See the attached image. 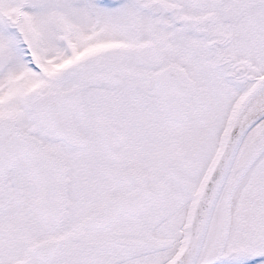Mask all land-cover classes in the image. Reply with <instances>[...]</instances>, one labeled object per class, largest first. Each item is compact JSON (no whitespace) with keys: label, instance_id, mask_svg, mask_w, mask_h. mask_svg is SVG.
<instances>
[{"label":"snow or ice","instance_id":"snow-or-ice-1","mask_svg":"<svg viewBox=\"0 0 264 264\" xmlns=\"http://www.w3.org/2000/svg\"><path fill=\"white\" fill-rule=\"evenodd\" d=\"M0 264H264V0H0Z\"/></svg>","mask_w":264,"mask_h":264}]
</instances>
